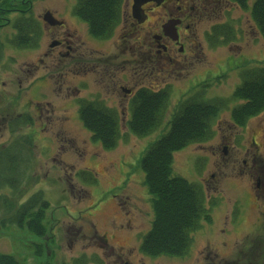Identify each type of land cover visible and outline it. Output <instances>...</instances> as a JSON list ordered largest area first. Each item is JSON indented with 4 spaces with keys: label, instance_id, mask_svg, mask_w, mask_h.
Segmentation results:
<instances>
[{
    "label": "rangeland",
    "instance_id": "rangeland-1",
    "mask_svg": "<svg viewBox=\"0 0 264 264\" xmlns=\"http://www.w3.org/2000/svg\"><path fill=\"white\" fill-rule=\"evenodd\" d=\"M22 2L31 5L42 27L35 49L14 48L5 41L14 33L10 20L22 13ZM22 2L1 13L0 146L21 142L29 160L20 170L17 191L5 188L0 195H8L16 209L40 191L49 202L44 219L47 238L43 254L36 256L26 234L12 225L0 227V252L20 264H73L80 258L85 264H123L124 260L128 264H231L248 251L252 228L244 230L242 224L264 226V111L239 126L231 114L235 103L229 102L212 122L211 139L173 153V174L199 184L209 210V219L192 234L190 252L182 262L172 259L177 257H147L139 251L153 220L152 196L140 159L167 125L136 138L127 133L125 122L129 100L140 87L157 90L170 85L168 120L184 94L202 81L209 84L208 98L229 99L239 83V68L264 63V39L251 18V0L246 10L222 0L214 12L194 0L200 9H207L196 13L192 22L197 51L186 61L174 49L171 56L177 64L170 62L168 54L151 62L153 42L146 37V28L137 25L140 22L132 26L137 20L132 17L133 0H123L124 19L106 41L93 39L72 14L76 0ZM166 4V11L170 7L175 11L182 2ZM161 8L151 11L149 27L158 21ZM46 11L60 23H46L42 19ZM226 22L235 28L232 43L211 46L205 32ZM65 33L74 36L71 39L80 51L76 59L61 55L60 46L52 44ZM89 48L108 56L96 69ZM94 98L119 112L121 132L126 135L111 150L94 141L79 119L77 101ZM82 170H89L93 178L83 173L78 177ZM3 216L0 206V221Z\"/></svg>",
    "mask_w": 264,
    "mask_h": 264
},
{
    "label": "trees",
    "instance_id": "trees-1",
    "mask_svg": "<svg viewBox=\"0 0 264 264\" xmlns=\"http://www.w3.org/2000/svg\"><path fill=\"white\" fill-rule=\"evenodd\" d=\"M16 1L18 0H0V25L3 22L1 13L17 7ZM229 1L246 10L250 0ZM24 5L22 13H17L14 19L10 20L14 33L6 37L5 41L14 48L35 49L39 46L42 27L33 17L31 5ZM122 5L123 0H76L72 14L86 25L91 37L96 40H108L121 23ZM249 10L255 28L264 39V0H251ZM206 37L211 46L227 45L235 38V28L230 22L213 25ZM3 46L4 41L0 39V54ZM208 85L207 81H202L186 92L172 111L169 120L166 119V113L170 100V85L157 90L140 87L129 100V116L125 122L127 133L142 138L161 129L164 124L167 125L165 131L146 148L140 159L144 182L152 196L153 210L151 227L139 246V251L144 256L172 258L188 255L193 243L192 234L202 228L203 221L209 219V210L201 186L173 174V153L211 139L214 134L212 122L223 108L228 107L229 102L235 103L231 114L239 126L264 111V63L239 68V83L229 99L208 98ZM77 103L79 119L91 133L92 139L99 142L105 150L115 148L119 140L126 135L121 132L119 112L108 107L99 98L80 99ZM22 152L21 142L18 141H14L10 146H0V190L8 188L11 192L17 191L20 170L24 167V161L29 160V157L25 159ZM82 173L91 175L88 179L93 178L89 170H82L78 177ZM0 199L4 215L0 227H17L34 243L35 248L31 249V253L41 256L43 242L47 238L44 219L49 202L42 197L40 191L32 194L16 209L9 202L8 195L2 194ZM73 262L85 264L86 260L80 258ZM0 264L20 263L13 256L0 252Z\"/></svg>",
    "mask_w": 264,
    "mask_h": 264
},
{
    "label": "flooded vegetation",
    "instance_id": "flooded-vegetation-1",
    "mask_svg": "<svg viewBox=\"0 0 264 264\" xmlns=\"http://www.w3.org/2000/svg\"><path fill=\"white\" fill-rule=\"evenodd\" d=\"M201 1H203L204 4H206V6L209 5L207 9H209V11L212 12L216 10L219 3H222V0H201ZM181 2H182L181 6H177L176 8L174 7L175 11L171 7L167 9L168 11H166L165 7L167 6L166 3H168V0H149L142 3L140 8L138 7L136 17L132 15L133 18L137 19V20L133 19L134 22H132V26L136 25L137 24L136 22H140L137 25H141V27L144 30L146 28L147 30L146 37L151 40L150 42H153V48L150 49V51L152 52L151 62L153 61L159 62V59H162V57H165L168 54L169 56L168 59L170 60V62L177 64L176 59L173 58V56H171V54L176 51V50L173 51L174 49H177V51L183 56V60L186 61L190 59V56H192L194 52L196 53L197 46L194 44L195 40L192 32L193 31L192 25L195 20L194 18L195 14L196 13L199 14L201 12L204 13V11H207V9L206 8H205L206 10H203V8L200 9V7L194 3V0H181ZM161 6H162L161 10L163 13H161L160 16H158V21H156L155 25L153 27H149L150 24H148V19L151 11L160 8ZM123 19L124 16H122V21ZM59 27H61V25ZM153 30L155 31L153 32ZM207 33L208 32H205V37L207 36ZM65 34L66 35L64 34L59 35L58 36L59 39H57L54 42V44L60 46L61 55H66L76 59V57L77 58L79 57L80 51L78 47L77 48L75 47L76 43L71 39L74 38V36L71 33H65ZM192 36L193 39H191ZM187 42H189V45H187ZM231 43L232 42H230L229 44ZM89 49L91 51V56H94L92 59L93 60L92 63L94 69H96L95 66L98 65L99 61H102L104 58H107L108 56L100 53L98 49H93V50L91 48ZM70 52L72 53L70 54ZM139 55H140V51H139ZM183 63H184L183 61L179 62V65L183 66ZM158 64L160 66V63ZM75 67L76 68L79 67V64L75 65ZM104 70L108 71V68L106 67L104 68ZM120 87L121 89H124L122 86ZM256 187H259L258 183L256 184ZM257 190L259 192L262 190V188L260 187V189ZM242 226L245 227L244 230H248L250 227L252 228L251 231H248V234L250 233V235H252L251 243L248 246V251L242 252L240 256H237L236 260L229 261L228 263L264 264V226L261 224H242ZM239 228L240 227L237 226V229ZM186 256L172 258V259L177 260L178 262H182ZM123 264H128V261L124 260Z\"/></svg>",
    "mask_w": 264,
    "mask_h": 264
},
{
    "label": "water",
    "instance_id": "water-1",
    "mask_svg": "<svg viewBox=\"0 0 264 264\" xmlns=\"http://www.w3.org/2000/svg\"><path fill=\"white\" fill-rule=\"evenodd\" d=\"M149 1V0H133V5H132V15H134L135 17L137 16V10L138 7L141 6L142 3ZM43 20L50 24V25H58L60 22L57 21L50 12H47L44 14L43 16Z\"/></svg>",
    "mask_w": 264,
    "mask_h": 264
}]
</instances>
